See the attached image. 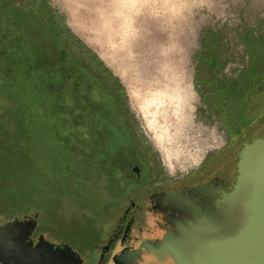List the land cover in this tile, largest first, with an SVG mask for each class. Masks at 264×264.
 Here are the masks:
<instances>
[{"label": "rangeland", "instance_id": "obj_1", "mask_svg": "<svg viewBox=\"0 0 264 264\" xmlns=\"http://www.w3.org/2000/svg\"><path fill=\"white\" fill-rule=\"evenodd\" d=\"M13 1L32 4V0ZM35 2L40 5L41 13L44 9L54 13L82 46L78 44L73 49V61L63 62L65 51L53 39L40 45L22 40L16 30L11 29V34L4 31L0 22V53L10 58L9 68L2 65L0 68L10 83L7 91L17 93L20 104L17 108L15 103L0 101V111L5 105L7 110L0 112V222L14 216L39 214L40 227L49 239L76 243L73 234H96L103 222L118 215L120 205L112 208V203L123 195L116 186L113 171L98 159L92 102L80 88L75 74L78 65L74 61H81V51L86 49L102 61L120 81L116 85L118 91L124 95L137 126L147 133L161 154L167 172H182L221 140L213 121L204 133L207 125L197 119L198 96L191 85L190 55L197 49L199 37L208 25L235 27L239 0H149L146 9L139 11V18L134 15L138 38L115 47L112 44L118 38L116 26L112 30L103 24H99L103 28L95 25L101 22V13L87 7L88 14L82 0L76 1L78 5L75 0ZM9 6L0 0V19L5 18L9 24L27 28L40 22L37 11L16 15ZM153 11L158 15L156 18L151 14ZM97 13L100 21L95 19ZM91 16L95 19L93 23L86 19L92 20ZM68 18L78 21L77 28L81 22L85 26L81 24L78 33L70 27ZM86 38L91 40L86 42ZM46 49L52 58L41 56L42 65L36 62L39 68L30 67V59L37 61V53ZM112 52L114 60L108 63L103 55ZM95 67L100 66L95 64ZM146 68L157 70L155 80L146 75ZM175 82L189 91V107L185 105L176 116L175 104L161 106L155 114V128L150 121L157 109L144 105L150 93L146 90L157 85L165 88L170 83L172 92L176 89ZM161 128L166 130L163 134ZM160 133L162 139L157 136ZM143 264L178 263L152 260Z\"/></svg>", "mask_w": 264, "mask_h": 264}, {"label": "flooded vegetation", "instance_id": "obj_2", "mask_svg": "<svg viewBox=\"0 0 264 264\" xmlns=\"http://www.w3.org/2000/svg\"><path fill=\"white\" fill-rule=\"evenodd\" d=\"M4 2L14 4L16 15L40 13V22L26 28L28 41L40 45L53 39L65 51L63 62L74 60L73 49L79 40L75 36L67 40L54 13L47 9L41 13L35 0L29 5ZM236 11L234 28L208 25L190 55L191 85L198 96L197 119L207 125L204 133L213 121L221 140L179 173L167 172L151 138L137 126L117 89L120 81L111 71L95 67L93 52L81 51L83 60L74 61L78 65L75 74L92 102L98 159L113 171L123 195L112 203V208L120 205L119 213L103 222L96 234H73L76 243L49 239L40 227L39 214L6 219L0 225L21 223L0 234V264L8 258L12 264H20L32 254L44 258L45 247H78L74 250L82 264L152 260L180 264L166 248V237L187 234L184 227L215 208L235 182L241 150L264 138V0H239ZM58 33L60 37H56ZM37 54L52 58L49 49ZM206 183L210 185L200 188Z\"/></svg>", "mask_w": 264, "mask_h": 264}, {"label": "water", "instance_id": "obj_3", "mask_svg": "<svg viewBox=\"0 0 264 264\" xmlns=\"http://www.w3.org/2000/svg\"><path fill=\"white\" fill-rule=\"evenodd\" d=\"M20 223L0 225V234ZM184 229L185 235L166 237V248L180 264H264V138L244 146L230 191L225 190L214 209ZM44 250V258L32 254L20 264H82L72 247ZM4 264H12L11 259Z\"/></svg>", "mask_w": 264, "mask_h": 264}, {"label": "bare ground", "instance_id": "obj_4", "mask_svg": "<svg viewBox=\"0 0 264 264\" xmlns=\"http://www.w3.org/2000/svg\"><path fill=\"white\" fill-rule=\"evenodd\" d=\"M76 1H78L79 3L81 2V0H75V2ZM153 1L156 2L157 0H153ZM87 3H88V5H87ZM148 3H149V0H82L83 8H86L85 10H87V13H88L89 10L91 11V8L94 9V10L97 9L99 11V13H101L100 17H101L102 20L100 19L98 13L96 15L97 17L95 16L96 17L95 19H97V20L100 19L102 23L101 22L98 23V21L96 23V21H95L94 22V24L96 23L95 25L103 24V27H108V28L109 27L112 28V27L116 26V30L118 32V34H117L118 38L114 39L116 41V42H113V44H112L114 47H115V44H118L119 46H124L126 44V42H128V41L132 42V40H136L138 38L139 34L137 33V29H136L137 22L135 24V20H136L135 18L136 17L134 18V15L137 14V19H138L139 18L138 15L140 14L139 11H141L143 9L145 10L146 7L148 6ZM77 5H78V3H77ZM87 7H89V10H88ZM74 13H76V11H74ZM151 14L154 16V17L152 16L153 18H156L155 16H158V15H156L157 13L154 12V11ZM92 16H94V15H92ZM143 17H145V16H143ZM86 19L90 20L92 23L95 20L94 17H92V20H91V18L90 19L86 18ZM152 20H154V19H152ZM68 22H69V25H70V27L72 29H74L76 32L79 31V27L81 26L82 22H81V24L79 25L78 28L76 27L79 24L78 21H76V20L73 21L71 18H68ZM141 22H144V21H142V19H141V20H139V24H142ZM94 24H92V26ZM84 26L85 25H83V27ZM101 27L102 26H100V28ZM112 30H113V28H112ZM114 37H116V36H114ZM90 40L91 39H89V38L87 39L86 38V42L87 41L89 42ZM113 55H114L113 52L111 53V55L107 54L105 56V54H104L103 58L106 60V62L110 63V62H112L114 60ZM134 59L137 60L136 57H134ZM144 71H145V73H146V75L148 77H151V79H154V80L156 79V77H157L156 76L157 75L156 71L157 70L151 69V68H146V69H144ZM181 80L182 79H180V81ZM184 81H186V80H184ZM178 82H179V80H178ZM166 83H168V82H166ZM185 84H186V82H185ZM165 86H167V84ZM169 86H171L170 83H169ZM169 86L165 87V88H159V85H157L154 89L150 87L149 90H146L147 91L146 93H148V92H150V93H149V96L145 99L146 101H145L144 105L147 108L151 107V106H155L156 109H157V110L154 111V113H152L153 114V119H152V121H150L151 126H153L155 128H157V126H155L156 124L154 123L155 122V114L157 113V111L159 110V108L161 106H164L167 103L170 106H171V104L172 105L175 104L174 114L176 116H179L180 111L182 110V108L185 105L187 107H189L188 104H187V102H189V101H187V99L189 97L188 96V92L189 91L187 90V88H184L185 90H183L182 86H180V85L176 86V82H175L174 86L176 87V89H174L175 87H173L174 90L171 92V91H169ZM170 88L172 89V87H170ZM161 129H162L161 132L163 134V132H165L166 130H163V128H161ZM157 136L162 139L161 133L158 134ZM167 154H169V151H167Z\"/></svg>", "mask_w": 264, "mask_h": 264}, {"label": "trees", "instance_id": "obj_5", "mask_svg": "<svg viewBox=\"0 0 264 264\" xmlns=\"http://www.w3.org/2000/svg\"><path fill=\"white\" fill-rule=\"evenodd\" d=\"M36 1H38V0H36ZM10 6H9V10L11 11V10H13L14 8H13V5L14 4H9ZM0 22H2L3 23V27H4V31H6V32H9L10 34H11V29L12 30H16V32L17 33H19V37L18 38H20V39H22V40H27L26 39V34H27V30H26V28H21V30H19V29H16V27L15 26H13V25H11V24H9L8 22H7V20L4 18V19H0ZM63 31H64V33H65V36L67 37V40L69 39L70 40V38H72L73 37V35H72V33L69 31V29L66 27V26H64L63 27ZM6 32H5V34H6ZM1 36V35H0ZM2 37V36H1ZM76 42V41H75ZM77 44H80L81 46H82V44L80 43V41H77L76 42ZM0 44H1V39H0ZM4 48H6V50L8 49V47L7 46H5L4 45ZM24 50V49H23ZM24 52H26V55H27V57H29V55H28V51L27 50H24ZM86 51H83V53H85ZM1 54V53H0ZM8 56H5V55H2L1 54V56H0V61H2V63L0 62V66L2 65V66H4V67H6V68H9L8 67V65H9V63H10V58H7ZM40 58H41V56H39L38 55V58H37V61H35L34 59H30V61H29V65H30V67H31V65H32V67H37V68H39L38 67V65H36V62L38 63V64H40V65H42V62L40 61ZM14 59V58H13ZM25 59H27V58H25ZM15 62H17V61H15ZM40 62V63H39ZM92 63H95V64H97V65H99L100 67L99 68H101V69H105V70H108L107 68H106V66L102 63V61L101 60H99L96 56H94L93 57V62ZM1 66V67H2ZM0 92H1V94H0V101H3V99H4V103L6 102V104L8 103V104H14L15 103V105L17 106V108H20V104H19V102H18V98H17V93H12V92H8L7 91V87H8V85L10 84L9 83V81H8V78H7V76L6 75H4L2 72V68H0ZM116 78V77H115ZM3 89V90H2ZM2 91H4V92H2ZM5 107H6V105L5 106H3V108H1V111L2 112H4V109H5ZM6 110V109H5ZM0 111V112H1ZM7 111V110H6ZM5 111V112H6ZM8 113H6L5 115H7ZM2 114H0V116H1ZM1 120V119H0ZM2 139L0 138V148H1V146H2Z\"/></svg>", "mask_w": 264, "mask_h": 264}]
</instances>
